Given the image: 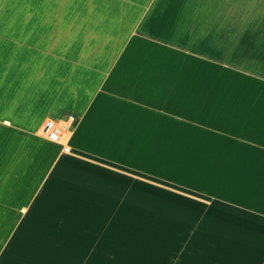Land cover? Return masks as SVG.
I'll return each instance as SVG.
<instances>
[{
  "label": "crops",
  "instance_id": "obj_1",
  "mask_svg": "<svg viewBox=\"0 0 264 264\" xmlns=\"http://www.w3.org/2000/svg\"><path fill=\"white\" fill-rule=\"evenodd\" d=\"M0 264H264V0H0Z\"/></svg>",
  "mask_w": 264,
  "mask_h": 264
},
{
  "label": "built area",
  "instance_id": "obj_2",
  "mask_svg": "<svg viewBox=\"0 0 264 264\" xmlns=\"http://www.w3.org/2000/svg\"><path fill=\"white\" fill-rule=\"evenodd\" d=\"M72 123L67 119H47L43 122L39 135L47 141L59 144L69 153L68 141L71 137Z\"/></svg>",
  "mask_w": 264,
  "mask_h": 264
}]
</instances>
